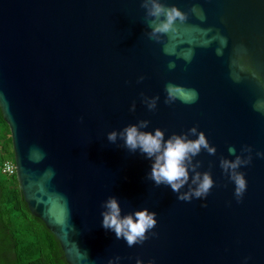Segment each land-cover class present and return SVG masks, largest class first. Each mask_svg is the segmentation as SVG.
Masks as SVG:
<instances>
[{
    "label": "water",
    "instance_id": "obj_1",
    "mask_svg": "<svg viewBox=\"0 0 264 264\" xmlns=\"http://www.w3.org/2000/svg\"><path fill=\"white\" fill-rule=\"evenodd\" d=\"M165 2L189 16L156 42L146 35L141 0H0V110L18 186L68 264H107L116 256L120 264H243L245 257L264 264V159L254 154L264 150V114L252 107L264 85L251 75L264 78V0ZM193 4L204 21L191 13ZM217 33L227 37L222 55ZM164 44L194 49L191 62L177 59L170 70L176 57L164 54ZM167 82L197 89L199 99L166 104ZM141 92L159 94L154 111ZM139 119L166 135L192 125L206 133L216 154L196 158L215 180L204 200H178L147 178L149 160L107 140L108 131ZM246 144L253 160L242 168L248 185L237 202L219 159L229 156V145L239 152ZM109 195L122 213L155 210L156 235L131 247L116 239L101 223Z\"/></svg>",
    "mask_w": 264,
    "mask_h": 264
},
{
    "label": "clouds",
    "instance_id": "obj_2",
    "mask_svg": "<svg viewBox=\"0 0 264 264\" xmlns=\"http://www.w3.org/2000/svg\"><path fill=\"white\" fill-rule=\"evenodd\" d=\"M141 7L145 9V20L149 31L146 35L149 39L161 42L162 37L171 36L178 32L181 25L188 20L189 12L176 4H168L165 0H141ZM191 13L196 14L200 21L206 16L197 4H193ZM202 34L211 29H200ZM212 39H219L221 47L216 49L217 55H222L223 47L227 45V37L217 33ZM209 40H201L202 46H207ZM162 51L165 55L174 56L169 60L168 68L176 67V60L190 63L194 56V49L188 48L177 51L175 45L164 44ZM243 70V67L242 69ZM234 82H239L241 76L230 73ZM253 78L264 85V78L256 72H252ZM140 75L137 81H143ZM164 102L166 104L180 101L184 104H194L199 99V92L192 87H185L167 82L164 85ZM141 102L149 111H154L160 100L159 94L147 96L141 92ZM253 110L264 114V98H258L253 102ZM136 110V102L133 101L129 108ZM148 119H139L134 123L126 124L120 129H112L107 132V140L110 143L121 142L120 146L130 153H139L150 161V170L146 176L156 186L165 185L176 193V198L182 201L192 199L204 200L212 190L215 180L210 168L201 171L202 161L196 159L202 151L209 155L216 154V146L212 144L206 133L197 125H192L186 131L172 132L166 135V130L155 127L149 128ZM229 156H221L219 166L227 179L234 184L233 195L237 202L241 201L247 190L248 181L242 168L253 160V148L251 145H243L239 152L234 145L227 148ZM255 156L264 159V150H256ZM232 157V158H229ZM14 161V160H13ZM102 226L115 233L116 239H123L131 247L135 244H143L149 236L156 233L152 231L157 224V213L148 207L136 208L127 213H122L120 200L115 195H109L101 202ZM248 258H244L243 264H247ZM107 264H120V257L109 258ZM137 264H140L138 261ZM149 264H154L150 261Z\"/></svg>",
    "mask_w": 264,
    "mask_h": 264
},
{
    "label": "trees",
    "instance_id": "obj_3",
    "mask_svg": "<svg viewBox=\"0 0 264 264\" xmlns=\"http://www.w3.org/2000/svg\"><path fill=\"white\" fill-rule=\"evenodd\" d=\"M9 145L10 130L0 110V164L5 154L13 160ZM0 264H68L56 237L29 211L15 174L1 170Z\"/></svg>",
    "mask_w": 264,
    "mask_h": 264
},
{
    "label": "built area",
    "instance_id": "obj_4",
    "mask_svg": "<svg viewBox=\"0 0 264 264\" xmlns=\"http://www.w3.org/2000/svg\"><path fill=\"white\" fill-rule=\"evenodd\" d=\"M1 173L6 176L15 174V164L11 159H4L0 164Z\"/></svg>",
    "mask_w": 264,
    "mask_h": 264
},
{
    "label": "rangeland",
    "instance_id": "obj_5",
    "mask_svg": "<svg viewBox=\"0 0 264 264\" xmlns=\"http://www.w3.org/2000/svg\"><path fill=\"white\" fill-rule=\"evenodd\" d=\"M5 136L8 137V134H5ZM8 149H9V151H10V149H11V151H12V144L8 146ZM12 152H13V151H12ZM12 154H13V153H12ZM8 157H9V155H8V154H5V158H4V159H10V158H8Z\"/></svg>",
    "mask_w": 264,
    "mask_h": 264
}]
</instances>
